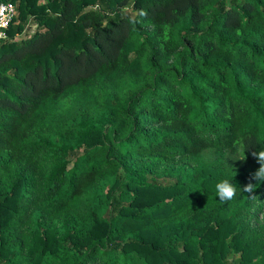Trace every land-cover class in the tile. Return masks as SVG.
<instances>
[{"label": "trees", "instance_id": "1", "mask_svg": "<svg viewBox=\"0 0 264 264\" xmlns=\"http://www.w3.org/2000/svg\"><path fill=\"white\" fill-rule=\"evenodd\" d=\"M6 2L0 264H264V0Z\"/></svg>", "mask_w": 264, "mask_h": 264}, {"label": "clouds", "instance_id": "2", "mask_svg": "<svg viewBox=\"0 0 264 264\" xmlns=\"http://www.w3.org/2000/svg\"><path fill=\"white\" fill-rule=\"evenodd\" d=\"M245 146L240 143L238 147V151L241 153L242 156L245 155L246 152ZM252 157L255 158L256 162L259 164V167L255 170L254 173L251 175V180H255L256 183L253 184L251 181H249L247 184H245L243 187H240V190L242 192L248 193L249 196L253 199H255V195L253 194L256 190L257 184L260 185L261 182H264V151L251 152ZM216 192L217 197L222 202H227L230 200L235 199L237 194V187L231 183L230 180H222L216 184Z\"/></svg>", "mask_w": 264, "mask_h": 264}, {"label": "built area", "instance_id": "3", "mask_svg": "<svg viewBox=\"0 0 264 264\" xmlns=\"http://www.w3.org/2000/svg\"><path fill=\"white\" fill-rule=\"evenodd\" d=\"M15 15L14 5L10 2L0 3V38L5 37L4 30Z\"/></svg>", "mask_w": 264, "mask_h": 264}, {"label": "rangeland", "instance_id": "4", "mask_svg": "<svg viewBox=\"0 0 264 264\" xmlns=\"http://www.w3.org/2000/svg\"><path fill=\"white\" fill-rule=\"evenodd\" d=\"M33 28H34V24L32 23V24L29 25V26L27 27V29L25 30V31H26L25 34L30 33V32L32 31ZM16 37H17V36H16Z\"/></svg>", "mask_w": 264, "mask_h": 264}]
</instances>
